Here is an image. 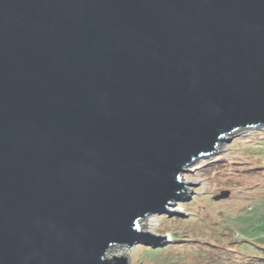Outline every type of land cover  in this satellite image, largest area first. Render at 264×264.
I'll return each mask as SVG.
<instances>
[{"label":"water","instance_id":"water-1","mask_svg":"<svg viewBox=\"0 0 264 264\" xmlns=\"http://www.w3.org/2000/svg\"><path fill=\"white\" fill-rule=\"evenodd\" d=\"M260 126L264 0H0V264L180 241L149 217Z\"/></svg>","mask_w":264,"mask_h":264},{"label":"rangeland","instance_id":"rangeland-1","mask_svg":"<svg viewBox=\"0 0 264 264\" xmlns=\"http://www.w3.org/2000/svg\"><path fill=\"white\" fill-rule=\"evenodd\" d=\"M229 137L219 144L220 151L183 173V182L195 184L187 199L175 201V210L182 211L149 217L155 232L180 241L156 247L135 244L123 247L121 255L132 251L133 264H264V126ZM225 193L229 195L217 198ZM192 241L222 246L227 257L208 249L209 263L198 247H189Z\"/></svg>","mask_w":264,"mask_h":264},{"label":"trees","instance_id":"trees-1","mask_svg":"<svg viewBox=\"0 0 264 264\" xmlns=\"http://www.w3.org/2000/svg\"><path fill=\"white\" fill-rule=\"evenodd\" d=\"M253 139V140H259L258 138H253L252 136H247V137H244L245 139H248L250 138ZM243 139V138H241ZM257 142V141H256ZM220 236V237H219ZM218 238L220 240H222L223 238V234H218ZM189 247H192L193 249L195 248H199L201 250V253H202V256H206L208 262L210 263L211 262V259L209 258L210 257V254L211 252H208V249L214 251V253L218 254L219 256H223L224 258H226L227 256L225 255L227 252H228V249L222 247V246H206L204 244H201L200 242H196V241H192L191 245ZM187 247V248H189ZM191 251H195V250H192ZM204 253V254H203ZM210 264H216V263H210Z\"/></svg>","mask_w":264,"mask_h":264}]
</instances>
